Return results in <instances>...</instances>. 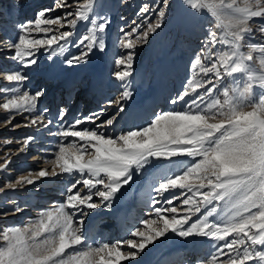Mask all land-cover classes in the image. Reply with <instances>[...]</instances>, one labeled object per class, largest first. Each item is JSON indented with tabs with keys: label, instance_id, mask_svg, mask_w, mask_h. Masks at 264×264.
<instances>
[{
	"label": "snow or ice",
	"instance_id": "1",
	"mask_svg": "<svg viewBox=\"0 0 264 264\" xmlns=\"http://www.w3.org/2000/svg\"><path fill=\"white\" fill-rule=\"evenodd\" d=\"M168 7L169 0L144 3L131 22V30H126L127 25L120 28L118 43L126 51L115 57L112 75L122 91L117 98L107 100L106 106L70 124L65 121L66 107H59L58 114L49 118L50 109L41 106L46 88L23 89L29 81L24 70H41L40 49L51 61L53 73L54 58L63 57L71 48L78 52L64 63L68 67L86 65L91 56L107 51L111 17L96 14L95 0H54L51 7L38 11L34 20L17 25L15 41L5 38L8 49L14 50L9 59L19 68L0 71L4 80L16 82L0 89V94H5L0 109L8 114L0 124L20 127L13 124L20 116L26 122L23 127L35 130L23 138L18 150L23 153L45 135L63 139L52 145L58 150L52 153L54 159L47 161L52 166L50 172L29 171L0 187V192L35 186L45 178L65 174L69 182L64 200L42 211L37 222L0 232L5 242L0 248V264H140L147 254L145 249L152 251L150 245L156 247L174 237L192 245L210 242L207 258L197 264H264V93L259 106L253 101L252 110L244 111L235 92L230 96L229 89L223 87L226 77L236 80V74H243L247 82L240 96L251 92L257 83L264 88V71L257 73L252 67L257 59L254 53L264 56V48L252 43L251 28L256 22L253 18H264V0H184L187 16L199 17L207 9L221 21L218 27L224 31L205 30L183 90L168 100L180 104L182 110L157 111L150 122L114 136L101 130H114L119 119L137 118L121 116L134 95L135 49L147 44L162 28ZM57 10L62 15H51ZM225 10L230 17L227 24L222 19ZM81 22L90 23V27L77 37ZM260 30L264 32V24ZM260 65L264 68V59ZM221 89L223 100L216 95ZM112 107L115 113L101 120ZM85 124L95 127H82ZM68 137L74 139L69 141ZM185 157L188 159H182ZM11 162L4 158L0 172L7 171ZM145 175L151 176L148 204L154 218L141 220L143 227L129 231L136 239L109 242L101 237L90 242L84 229L86 218L96 214L91 210H111L132 189L136 178ZM12 203L14 207L0 215L23 211Z\"/></svg>",
	"mask_w": 264,
	"mask_h": 264
},
{
	"label": "bare ground",
	"instance_id": "2",
	"mask_svg": "<svg viewBox=\"0 0 264 264\" xmlns=\"http://www.w3.org/2000/svg\"><path fill=\"white\" fill-rule=\"evenodd\" d=\"M21 2V0H0V71L19 68V65L9 59L14 50L10 51L8 49L7 44L4 42L5 38H11L15 41L18 36L17 25L30 21L31 17L35 16L38 11L50 7L52 0H36L32 4V9L25 7V4L20 6ZM183 2L184 0H175L174 6L176 7ZM103 6L106 10L112 13L115 12L111 0H104ZM74 7L76 6L74 5ZM58 11L61 10L51 13V15L56 14ZM106 43L107 51L105 53L97 52L96 55L89 58V62L86 65L68 67L64 63L68 56L78 52L76 48H71L65 52L63 57H55L56 71L54 73L51 71L53 66L47 58L45 50L40 49L39 61L41 70L39 72L24 70L29 77V81L23 84V89L35 91L38 87L46 88L47 94L43 98L41 106L50 109L49 118H54L58 114V107H66L68 111L65 121L69 124L78 117L87 116L93 110L106 106L105 102L107 100L117 98L122 91L118 82L112 78L114 70L113 58L116 52L111 48L108 38ZM54 47L56 46L54 45ZM111 50L113 51L111 52ZM147 69L146 63L142 67H138L133 77L132 87L134 95L127 104V112L121 114L122 117L137 118L119 119L115 124L114 130L111 127L101 130L114 136L121 131H128L131 128L150 122L149 118L157 111L171 110L173 105L168 103L165 98L166 89H157V87L152 92L148 90L151 84L159 81L160 76L152 75L153 77L148 81L146 77ZM15 84L16 82H7L3 77H0V89L5 86H15ZM257 94L253 92L256 104L258 103ZM3 95L5 94H0V103L4 102ZM6 95L14 94L7 93ZM161 102L162 104H160ZM157 104L160 105L156 110ZM115 111V107L108 108L101 120H106ZM7 115L3 109H0V119H4ZM24 123L26 122L20 116H17L13 120V124H20V127L0 124V163L4 162V158H10L12 161L7 171L0 172V187H4L9 181L14 182L20 175H26L29 171L36 172L41 169L51 171L52 166L47 161L54 159L52 153L58 150L54 149L52 145L63 138L45 135L40 141L33 143L27 153L19 152L18 150L23 146V138L35 133L33 128L23 127ZM82 127H95V125L85 124ZM72 139L74 138H67L69 141ZM5 140H11L12 143H5ZM47 141H52V144L47 143ZM42 149H46V151H42ZM89 151L91 150L89 149ZM33 157L39 158L33 159ZM68 182L69 179L66 178L65 174L59 177L45 178L43 181H38L35 186H18L15 190L5 188L3 192H0V211L13 208V201L19 204L23 211L7 216L0 215V224L14 222L15 226L21 227V225L26 224L24 225L25 227L37 222L42 211L51 210L56 202L64 200ZM144 186H142V190L139 189L137 194L134 195L133 192L131 197L129 194L128 197L125 193L116 201L111 210L105 211L102 208L91 210L96 214L86 218L84 229L89 236L90 242L101 237L109 242L128 238L136 239L130 237L129 231L133 228L143 227L140 224L141 220L154 218L149 215V188L148 185L145 188ZM78 187L82 188V185ZM121 191L123 192L124 190L122 189ZM176 191L179 192L180 190ZM94 200L98 201L99 198L94 197ZM179 207L181 206L179 205ZM85 211L88 210L85 209ZM179 211L183 213L184 209L181 207ZM196 218L194 216L193 220ZM3 229L0 226V232ZM169 235L171 236V234ZM170 239L172 241L175 239L174 243L169 242L172 245H168L165 241L162 244L158 243L156 247L150 245L149 248H152V251L145 249L147 254L143 255L140 264H197L198 260L207 258L210 252V242L192 245L185 243L179 237ZM1 242L2 239L0 240ZM124 248L127 249L126 244ZM122 264H127V262H122Z\"/></svg>",
	"mask_w": 264,
	"mask_h": 264
},
{
	"label": "rangeland",
	"instance_id": "3",
	"mask_svg": "<svg viewBox=\"0 0 264 264\" xmlns=\"http://www.w3.org/2000/svg\"><path fill=\"white\" fill-rule=\"evenodd\" d=\"M21 5L25 4V7L33 8L32 4L35 2L34 0H21ZM54 0H52L50 7L52 6ZM84 2V0H82ZM113 7L115 8V14L106 10L103 6L104 0H95V12L99 15H108L111 17V24L109 26V31L107 38L111 45V48L115 50V55L113 58V67H115V57L121 55L124 51L122 46H119L118 38L121 35L120 28L124 25H127L126 30H131L134 26L131 22L136 19V13L139 11V8L144 3H154L155 0H111ZM175 0H169V7L167 10V16L164 20L163 26L161 29L158 30L157 34L152 35L149 38V42L147 44L138 45L135 49L136 61H135V73L138 67H142L143 64L146 63L148 69L146 77L149 81L152 75L160 76L159 77V84L154 83L151 84L148 88L150 92L157 89H166L165 90V98L168 101L171 97L176 96L183 90V86L186 83L190 72V62L194 59L195 53L200 47L201 38L206 34V29L211 28L213 31L222 32L224 29L222 27H218L221 21H218L216 17L212 16L210 12L205 9L204 14L192 18L186 15L184 9V2L180 3L178 6H174ZM211 2V0H210ZM219 2V0H216ZM225 2H230V0H225ZM74 7L72 10H75ZM101 9V10H99ZM62 15V11H58L53 16ZM123 17V19H121ZM188 18V19H187ZM229 14L227 10H225V15L222 18L223 23L227 24L229 20ZM35 16L31 17V20H34ZM256 22L251 24L253 36H252V43L259 45L261 48H264V32L260 30V25L264 24V18H253ZM55 27V26H53ZM90 27V23L81 22L76 30L77 37L82 34L86 28ZM68 30V29H64ZM33 35L42 36L43 33ZM50 35V34H49ZM247 48H244L243 51H247ZM113 50H111L112 52ZM254 55L257 57L255 61L252 62L253 69L256 72L264 71V68H261L260 60L264 59L259 51L255 52ZM59 57V56H58ZM173 64V66H172ZM143 70V69H142ZM237 79L233 80L232 77H226L223 87L229 89L230 96L235 92L239 102L243 105L244 111H250L252 108V102L256 101L253 96V92L257 94V105L259 106L260 95L264 93V88H261L260 85L257 83L253 86L251 92L246 93L244 96H240V91L243 90V83L247 82V77L243 74H236ZM242 77V79H241ZM113 78V75H112ZM114 79V78H113ZM156 85V86H155ZM166 86V87H165ZM181 87V88H180ZM202 91V89H200ZM170 93V94H169ZM171 95V97H170ZM219 96L221 100H223L222 89L220 92L216 94ZM187 99V98H186ZM182 103V102H181ZM162 104V102L160 103ZM160 104H157L159 107ZM173 105V104H172ZM59 109V107H58ZM171 110L180 111L182 110L180 104L173 105ZM147 177V178H146ZM150 175H145L143 178H136V183L132 186V189L126 192V195L131 197L134 192V195L139 192V189H143V185L147 187L149 180L148 178ZM148 179V180H147ZM140 180V181H139ZM141 184H140V183ZM147 182V183H145ZM147 184V185H146ZM144 186V188H145ZM140 187V188H139ZM206 191V189H205ZM136 192V193H135ZM128 196V197H129ZM176 205L178 208L180 202L177 201ZM183 208V207H182ZM6 210H2L3 212ZM23 224L21 228L24 227ZM0 226L2 228H8L15 226L14 222H4L1 223ZM23 226V227H22ZM2 238L0 237V240ZM169 239L166 240L168 245H172L173 241ZM172 242V243H169ZM5 246V242L2 240L0 243V248ZM250 264H254L250 263Z\"/></svg>",
	"mask_w": 264,
	"mask_h": 264
}]
</instances>
